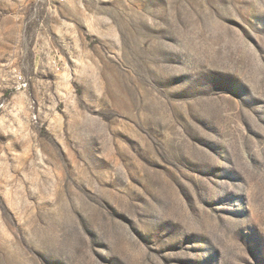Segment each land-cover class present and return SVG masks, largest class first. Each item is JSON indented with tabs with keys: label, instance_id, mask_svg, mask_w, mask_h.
<instances>
[{
	"label": "rangeland",
	"instance_id": "rangeland-1",
	"mask_svg": "<svg viewBox=\"0 0 264 264\" xmlns=\"http://www.w3.org/2000/svg\"><path fill=\"white\" fill-rule=\"evenodd\" d=\"M0 264H264V0H0Z\"/></svg>",
	"mask_w": 264,
	"mask_h": 264
},
{
	"label": "built area",
	"instance_id": "built-area-1",
	"mask_svg": "<svg viewBox=\"0 0 264 264\" xmlns=\"http://www.w3.org/2000/svg\"><path fill=\"white\" fill-rule=\"evenodd\" d=\"M59 1H62V0H34L35 4H38V5H53ZM19 80V86H24L25 84L22 83V79L21 77L19 76L18 78Z\"/></svg>",
	"mask_w": 264,
	"mask_h": 264
}]
</instances>
